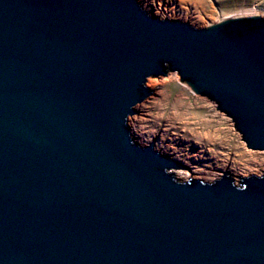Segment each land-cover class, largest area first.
I'll return each instance as SVG.
<instances>
[{
	"label": "water",
	"instance_id": "1",
	"mask_svg": "<svg viewBox=\"0 0 264 264\" xmlns=\"http://www.w3.org/2000/svg\"><path fill=\"white\" fill-rule=\"evenodd\" d=\"M137 3L0 0V264H264V175L180 182L127 123L168 68L264 152V19Z\"/></svg>",
	"mask_w": 264,
	"mask_h": 264
},
{
	"label": "rangeland",
	"instance_id": "2",
	"mask_svg": "<svg viewBox=\"0 0 264 264\" xmlns=\"http://www.w3.org/2000/svg\"><path fill=\"white\" fill-rule=\"evenodd\" d=\"M137 1L149 16L187 23L196 29H205L224 20L264 19V0H154L158 14L150 12L141 0ZM145 85L154 93L134 108L139 114L129 116L127 121L131 138L141 147L148 146L133 130L162 137L171 144L174 150L172 156L152 146L154 151L175 161L179 158L181 162H177L188 165V169L196 167L216 172L221 165L229 164L251 169L255 163L262 162L264 152L249 150L232 120L221 113L215 103L197 95L178 73L168 72L167 76L149 78ZM210 153H214L212 157ZM195 156L198 158L194 159ZM177 170L172 172L180 182L194 180L213 183L228 173L238 186L242 178L264 175V169L245 177L220 171L216 179L210 176L208 180L192 177L185 181L177 177Z\"/></svg>",
	"mask_w": 264,
	"mask_h": 264
},
{
	"label": "bare ground",
	"instance_id": "3",
	"mask_svg": "<svg viewBox=\"0 0 264 264\" xmlns=\"http://www.w3.org/2000/svg\"><path fill=\"white\" fill-rule=\"evenodd\" d=\"M141 1H142V3H144L145 7L150 12H155V14H158V10L155 7L154 0H141ZM224 21H227V20H224ZM221 22H222V20H221ZM153 84L155 85L156 83H153ZM136 131L133 130L134 134L137 135V137L143 141L145 146H150L154 142L153 146H155L158 149H161L166 154H170V156H172L171 153H173L174 150L171 147V144L164 141V139L162 137L157 138L155 136V134H151V133L148 134L146 132H143L142 130H138L137 132ZM213 154L210 153L211 157ZM197 158H198V156L194 157V159H197ZM174 159H176V158L174 157ZM176 160L181 162V160L179 158H177ZM181 165L185 168L188 167V165L183 164V162ZM218 168L219 169L215 172L213 170H208V169L200 170L196 167L194 169L189 167L191 172L188 170L178 169L177 171H175V174L177 175L178 178H181L185 181L189 180L192 177L194 179H204V180L206 179V180H208L207 177L209 178V176H210V178L216 179L220 175V173H219L220 171L221 172L227 171L231 174H235L237 176L245 177V176H248L249 174L258 173L260 169H264V158L262 159L261 163H255L254 167H252L251 169H249L248 167L244 168L241 165H235V164L221 165Z\"/></svg>",
	"mask_w": 264,
	"mask_h": 264
},
{
	"label": "trees",
	"instance_id": "4",
	"mask_svg": "<svg viewBox=\"0 0 264 264\" xmlns=\"http://www.w3.org/2000/svg\"><path fill=\"white\" fill-rule=\"evenodd\" d=\"M167 72H169V69L167 68Z\"/></svg>",
	"mask_w": 264,
	"mask_h": 264
}]
</instances>
